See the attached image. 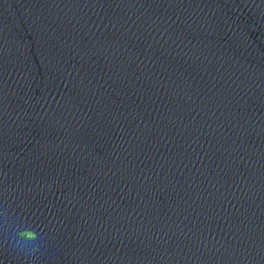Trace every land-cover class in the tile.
<instances>
[{"label":"water","instance_id":"1","mask_svg":"<svg viewBox=\"0 0 264 264\" xmlns=\"http://www.w3.org/2000/svg\"><path fill=\"white\" fill-rule=\"evenodd\" d=\"M0 264H264V0H0Z\"/></svg>","mask_w":264,"mask_h":264},{"label":"clouds","instance_id":"2","mask_svg":"<svg viewBox=\"0 0 264 264\" xmlns=\"http://www.w3.org/2000/svg\"><path fill=\"white\" fill-rule=\"evenodd\" d=\"M0 226L5 232L6 243L25 260H35L40 255L44 238L42 230L31 226L22 227L10 206L5 205L0 212Z\"/></svg>","mask_w":264,"mask_h":264}]
</instances>
